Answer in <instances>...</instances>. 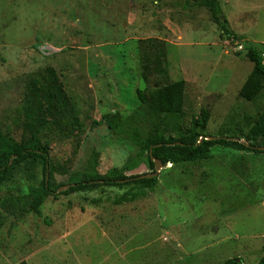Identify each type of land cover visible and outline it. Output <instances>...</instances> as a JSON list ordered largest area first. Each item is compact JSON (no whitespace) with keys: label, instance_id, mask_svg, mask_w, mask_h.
Returning a JSON list of instances; mask_svg holds the SVG:
<instances>
[{"label":"rangeland","instance_id":"1","mask_svg":"<svg viewBox=\"0 0 264 264\" xmlns=\"http://www.w3.org/2000/svg\"><path fill=\"white\" fill-rule=\"evenodd\" d=\"M198 1L0 0V130L30 139L27 98L37 90L46 110L44 79L54 82L61 101L42 143L50 146L47 182L64 186L41 216L25 213L17 199L44 180L42 167L0 188V264L259 263L264 150L216 147L210 160L169 164L148 198L123 206L109 201L125 191L117 188L61 195L93 158L101 175L154 172L142 140L158 122L137 90L149 96L184 80V114L161 126L165 134L179 138L205 109L207 135L248 144L264 115V89L252 102L239 92L254 67L246 47L264 54V0H221L242 43L223 37ZM151 40L166 52L167 79L151 66L146 72L156 61ZM98 197L99 207L85 200Z\"/></svg>","mask_w":264,"mask_h":264},{"label":"trees","instance_id":"2","mask_svg":"<svg viewBox=\"0 0 264 264\" xmlns=\"http://www.w3.org/2000/svg\"><path fill=\"white\" fill-rule=\"evenodd\" d=\"M197 5L210 13L213 23L223 37L238 43L245 40L244 36L230 28L229 21L224 16L221 0H200ZM150 42L157 51L155 54L156 61L152 65L145 66L146 72L148 66H151L167 79L166 52L163 47L159 46L161 44L159 41L151 40ZM245 51L246 57L253 63L254 67L240 90L239 96L247 102H252L264 89V54L256 46H248ZM146 72L144 74L145 80H147ZM35 84V81H33V85ZM43 92L46 99V110L43 109L42 97H40L37 90L26 101L25 131L30 135V139L18 142L0 130V188L6 183L13 182L12 179L17 176L24 178L34 169L40 167L43 169L44 180L34 182L38 184L29 185L28 189L23 190L20 198L17 199L18 206L21 205V209L25 213L35 214L36 216L42 215V207L48 198L60 193V189L64 187L62 185L59 188H54L47 182L48 172L52 169L50 146L48 143H42V135L50 124L47 116L48 114L53 115L51 113L55 110V105L60 103L62 92L49 78L44 79ZM185 92L186 82L184 80L158 87L149 96L141 90H137L138 100L147 107L154 120L158 122L154 124L153 131L142 140L143 150L147 153L150 166L154 172L155 163L153 159L161 161L164 167L169 164L197 163L212 159V150L216 147H234L239 151L263 153L259 149L262 147H260L258 141L262 140L264 143V115L251 129L247 138V145L223 136L207 135L206 129L210 114L205 109L201 111L199 118L192 121L190 129L183 131L179 138L167 136L161 126L180 118L184 114ZM110 128L113 129V127ZM129 170V168L114 169L107 175H101L98 172L97 160L93 158L82 173V180L69 184V189L61 195L88 192L103 186L125 190L113 200H109L114 206H123L148 198L158 186L159 176L154 178H145L143 177L145 175L127 176L125 172ZM33 179H35V176H33ZM85 200L91 206L96 207L104 203L103 197L86 198ZM20 264L27 263L22 262ZM224 264H243V261L232 259ZM258 264H264V255Z\"/></svg>","mask_w":264,"mask_h":264},{"label":"water","instance_id":"3","mask_svg":"<svg viewBox=\"0 0 264 264\" xmlns=\"http://www.w3.org/2000/svg\"><path fill=\"white\" fill-rule=\"evenodd\" d=\"M235 141H237V142H240V143H244V142H242L241 140H239V139H234ZM246 144V143H245ZM247 145V144H246ZM260 150H264V148L262 147V148H259ZM153 161H154V163H155V172L154 173H152V174H149V175H145V176H143V177H145V178H154V177H158L159 176V174H160V172H161V170L164 168V164L161 162V161H159V160H155V159H153ZM66 188H69V186H67ZM62 189H60V191H61Z\"/></svg>","mask_w":264,"mask_h":264},{"label":"built area","instance_id":"4","mask_svg":"<svg viewBox=\"0 0 264 264\" xmlns=\"http://www.w3.org/2000/svg\"><path fill=\"white\" fill-rule=\"evenodd\" d=\"M40 49V51L42 52V53H46L47 51H48V48L47 47H40L39 48Z\"/></svg>","mask_w":264,"mask_h":264},{"label":"crops","instance_id":"5","mask_svg":"<svg viewBox=\"0 0 264 264\" xmlns=\"http://www.w3.org/2000/svg\"><path fill=\"white\" fill-rule=\"evenodd\" d=\"M223 10H224V8H223Z\"/></svg>","mask_w":264,"mask_h":264}]
</instances>
